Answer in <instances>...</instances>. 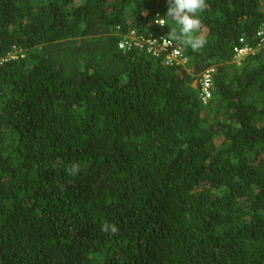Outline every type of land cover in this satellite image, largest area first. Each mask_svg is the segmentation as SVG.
<instances>
[{"label": "trees", "instance_id": "obj_1", "mask_svg": "<svg viewBox=\"0 0 264 264\" xmlns=\"http://www.w3.org/2000/svg\"><path fill=\"white\" fill-rule=\"evenodd\" d=\"M206 3L185 68L119 49L169 0H0V264H264V0Z\"/></svg>", "mask_w": 264, "mask_h": 264}, {"label": "built area", "instance_id": "obj_2", "mask_svg": "<svg viewBox=\"0 0 264 264\" xmlns=\"http://www.w3.org/2000/svg\"><path fill=\"white\" fill-rule=\"evenodd\" d=\"M156 19H163V17L157 14ZM155 25L158 28H164L166 26L158 25L156 22ZM164 38H166V36L163 34H155L153 32L143 33L133 30L119 43V49L126 53L139 51L160 60L166 66H182L186 68L189 60L184 56V46L176 42H173L172 46H167L163 43ZM256 40L258 43L254 47L249 43L246 44L245 39H240V44H242V46L234 48V63L239 65L247 57L255 55L264 48V42H262L264 41V37L257 36ZM16 57L17 56L10 54L7 59L0 60V66L9 59H16ZM215 74L216 69L212 67L207 69L200 76V99L204 106L212 99Z\"/></svg>", "mask_w": 264, "mask_h": 264}, {"label": "clouds", "instance_id": "obj_3", "mask_svg": "<svg viewBox=\"0 0 264 264\" xmlns=\"http://www.w3.org/2000/svg\"><path fill=\"white\" fill-rule=\"evenodd\" d=\"M206 0H169V7L163 19H156L158 25H168V19L175 21L177 27H170L163 43L172 46L177 42L185 47H190L192 51H200L207 43L204 35L201 33L202 21L199 13L207 10ZM257 36L264 37V25H261L257 31ZM264 42V41H262ZM70 176H76L81 171L79 164H73L66 169ZM102 231L115 234L118 228L115 224L105 223L102 225Z\"/></svg>", "mask_w": 264, "mask_h": 264}, {"label": "rangeland", "instance_id": "obj_4", "mask_svg": "<svg viewBox=\"0 0 264 264\" xmlns=\"http://www.w3.org/2000/svg\"><path fill=\"white\" fill-rule=\"evenodd\" d=\"M195 85H196V83H195Z\"/></svg>", "mask_w": 264, "mask_h": 264}]
</instances>
